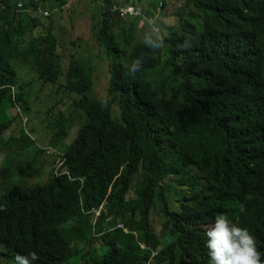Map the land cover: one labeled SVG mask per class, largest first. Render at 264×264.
Returning <instances> with one entry per match:
<instances>
[{"label":"trees","instance_id":"16d2710c","mask_svg":"<svg viewBox=\"0 0 264 264\" xmlns=\"http://www.w3.org/2000/svg\"><path fill=\"white\" fill-rule=\"evenodd\" d=\"M17 1L0 0V112L3 103L13 111L0 122V264L31 251L35 264H208L206 230L221 213L264 252V0H158L173 20L158 50L135 43L136 0H96L91 28L110 76L101 100L94 69L74 53L61 61L64 27L55 36L54 23L43 24L82 0H20L16 12ZM124 7L137 15L119 19ZM68 31L81 49L82 26L74 33L71 19ZM189 36L193 47L182 50ZM138 57L144 66L132 76ZM18 66L34 74L31 92L67 96L40 120L55 152L33 185L19 179L46 150L16 126L31 111ZM14 145L36 159L18 169Z\"/></svg>","mask_w":264,"mask_h":264},{"label":"rangeland","instance_id":"374dc122","mask_svg":"<svg viewBox=\"0 0 264 264\" xmlns=\"http://www.w3.org/2000/svg\"><path fill=\"white\" fill-rule=\"evenodd\" d=\"M22 2H25L26 0H21ZM113 2L114 0H109ZM126 0H116V4L125 5ZM99 4L96 0H82V1H76L74 3H71L67 6V8L63 9L61 13L53 12L51 14V20L43 19V24L47 26L50 22L54 23L53 26V33L55 36H57V33H60L62 30L63 33L61 35V38L59 39L61 43L64 45L63 51L61 54V61L65 62V67L67 66L69 62V56L71 53L75 54V57L80 62H83L84 64H88L91 69H94V72L92 73L93 76V87H92V95L96 98V100H101L106 96L107 88L109 84L110 76L108 74V60L101 54V50L98 47V43L101 40V36H97L98 32L93 31L91 26L94 24V18H91L92 15H94V5ZM134 7L138 8L141 11V14L143 15L142 19H140V24L138 25L137 34H136V44L143 43V35L146 30H148V18H155V26L163 33V35L167 34V26L169 25V21L173 23L172 19H167L162 17V11L159 8L158 0H143V2H137V0L134 2ZM122 12H126V7L121 8ZM1 10V9H0ZM150 12L154 13V15L151 16H145L144 13ZM119 19H125L124 15H121L118 13ZM73 19L74 24V33L77 32L81 26L83 29L84 34L86 35V38H82L81 44L77 43V46L81 47L79 50H74L71 48L70 41H71V32H69V25L70 20ZM63 26L64 29L61 31L59 30V26ZM84 26V28H83ZM172 27H175L172 24ZM89 62V63H88ZM17 77L19 79V86L23 89V93L25 95V101L28 104V108L31 110L27 113L26 116H23V120H19V123H17V127H21L24 129L25 132H28L31 134V137L36 141V144L44 149L47 150L49 145H51L50 142V135L47 133V130L45 129L44 123L41 124L40 120L42 119V122L45 119L46 115L45 113L52 105L60 103L61 100L65 99L67 96L63 94H56V91L54 89H50L49 91H40L39 93L31 92L33 89H38L37 84H35L34 88L25 86L28 83L32 82V74L30 71H28L26 68H23L21 66H18L16 68ZM34 75V74H33ZM24 85V86H22ZM34 91V90H33ZM36 91V90H35ZM19 110L22 113V110L19 108ZM70 111H73L72 106L69 107V109L65 112V115H69ZM69 112V113H68ZM19 118L20 114L18 113ZM13 116V111L9 107L6 106L5 103H3L1 107L0 112V122H8V120L11 121ZM44 118V119H43ZM44 126V127H43ZM31 128H34V132H30ZM10 130H13V134L15 137L16 135V127H11ZM50 131V130H48ZM43 135V139L40 141V138ZM9 134L6 135L5 138L8 139ZM64 146V145H63ZM48 152V151H47ZM46 151L41 155L37 157L36 164L38 167L32 174L28 175L26 174L22 178L19 179L20 183H26L27 185H33L37 184L42 179H45V176L52 170V156L51 154H48ZM55 152V151H53ZM13 158L14 164L17 166L18 169H21L24 166V163H26L28 160L36 159V155L33 152H28L25 150H17V147L14 145L13 148V154L11 155Z\"/></svg>","mask_w":264,"mask_h":264},{"label":"clouds","instance_id":"9594fccd","mask_svg":"<svg viewBox=\"0 0 264 264\" xmlns=\"http://www.w3.org/2000/svg\"><path fill=\"white\" fill-rule=\"evenodd\" d=\"M148 25V30L143 35L144 45L149 49L164 48L165 36L155 26L154 17L148 18ZM194 41L195 38L189 36L183 40L180 48L189 50L193 47ZM144 62V57L133 60L128 67L129 74L135 76L139 73L143 69ZM111 99L109 96L102 100V106L108 107ZM206 237L208 264H264V252L260 251L256 237L248 228L239 226L225 213L215 216L214 223L207 227ZM39 259L36 251L23 255L17 253L14 256V264H35Z\"/></svg>","mask_w":264,"mask_h":264},{"label":"built area","instance_id":"2783aa9c","mask_svg":"<svg viewBox=\"0 0 264 264\" xmlns=\"http://www.w3.org/2000/svg\"><path fill=\"white\" fill-rule=\"evenodd\" d=\"M0 9L1 10H3V9H5V7L3 6V4L0 2ZM16 12L17 11H20V10H22V6L18 3L17 5H16ZM130 12L131 13H134V11L133 10H130ZM135 15H136V13H134ZM48 14L47 13H43V17L44 18H48ZM48 151V152H47ZM46 152L48 153V154H50V153H52L53 152V150L52 149H47L46 150ZM61 165H62V162H61V160H57L56 161V163H55V171H54V173H55V176L56 177H59L60 175H61V172H60V168H61ZM93 212H95V213H97L98 214V211H96V210H93ZM121 227V226H120Z\"/></svg>","mask_w":264,"mask_h":264},{"label":"bare ground","instance_id":"6f19581e","mask_svg":"<svg viewBox=\"0 0 264 264\" xmlns=\"http://www.w3.org/2000/svg\"><path fill=\"white\" fill-rule=\"evenodd\" d=\"M3 10H4V9H3ZM0 11H2V10H0ZM119 11L121 12L120 14H121V15H124V16H125V14L130 15V16H131V15H135L134 13H131L130 10H128V9H126V12H125V13H123L122 10H119ZM136 15H137V13H136Z\"/></svg>","mask_w":264,"mask_h":264},{"label":"crops","instance_id":"0c3cea01","mask_svg":"<svg viewBox=\"0 0 264 264\" xmlns=\"http://www.w3.org/2000/svg\"><path fill=\"white\" fill-rule=\"evenodd\" d=\"M18 3L20 4V3H21V1H20V0H18V1H17V3H16V5H17Z\"/></svg>","mask_w":264,"mask_h":264}]
</instances>
